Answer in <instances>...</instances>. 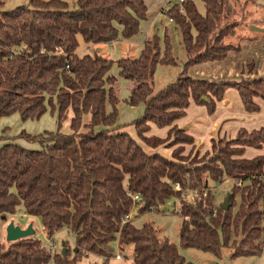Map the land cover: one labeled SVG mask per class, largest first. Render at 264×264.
I'll return each mask as SVG.
<instances>
[{
  "label": "trees",
  "instance_id": "trees-1",
  "mask_svg": "<svg viewBox=\"0 0 264 264\" xmlns=\"http://www.w3.org/2000/svg\"><path fill=\"white\" fill-rule=\"evenodd\" d=\"M201 1L203 13L194 0L174 5L168 0L166 13L181 34L186 61L180 77L156 92L158 66L179 65L168 29L163 41L157 35L147 39L138 58L115 61L90 50L138 35L148 19L145 0H30L12 10H5L0 0V118L18 114L27 122L40 120L49 110L58 114L56 131L2 137L0 219L23 207L27 216L41 219L51 242L66 228L76 235L73 249L65 242L53 252L37 234L2 242L0 232V264H78L111 242H117L127 264H192L154 223L137 227L134 220L125 222L135 207L136 217L159 210L186 189L198 190V195L180 203L183 248L217 256L231 248L232 258L262 254L264 155H245L249 148H264V128H242L233 139L213 140L212 155L203 163L186 165L180 155L185 146L195 147L194 137L175 125L192 101L209 115L229 89L239 93L249 114L260 112L257 98L264 101V76L243 81L189 76L194 66L223 61L241 50L232 42L238 23L228 22L242 0ZM81 42L87 53L79 51ZM114 65L120 78L131 83L128 106H145L143 116L132 123L138 139L118 124L121 98ZM67 121L71 132L66 134L62 126ZM151 125L171 128L173 143L180 145L171 158L146 151L145 146L156 149L165 143L147 135ZM17 139L38 148H26ZM225 177L235 182L227 211L205 192L209 181L222 183Z\"/></svg>",
  "mask_w": 264,
  "mask_h": 264
},
{
  "label": "rangeland",
  "instance_id": "rangeland-1",
  "mask_svg": "<svg viewBox=\"0 0 264 264\" xmlns=\"http://www.w3.org/2000/svg\"><path fill=\"white\" fill-rule=\"evenodd\" d=\"M2 1L5 4V10H12L18 6L27 5L30 2V0ZM145 1L148 6V19L141 22L139 34L130 40L120 38V41L118 42L112 44H104L102 46L103 51L100 52V54L115 61L121 58H138L147 39L157 35L162 38L163 41L166 29H168L172 38L173 53L179 65L158 66L154 79V88L155 91L158 92L167 87L169 84L174 83L180 77L183 69V63L186 61V53L183 48L181 34L176 29L175 24L170 21V18L166 13V11L170 7V5H168V0ZM194 1L199 11L202 13L205 12L204 3L201 0ZM176 3H180L179 0H173L172 4L174 5ZM235 22L238 23V30L236 37L232 39V42L234 44H240L243 41L244 36L255 35L253 37H258L256 39L257 42L255 45H246V48L243 51H236L238 55L237 60L240 61L241 64L245 62L256 63L257 69H264V32H257L252 30L253 26L264 29V0H242L236 6L235 15L228 23L231 24ZM88 50L89 49L87 48L86 44L81 42L79 50L81 54L87 53ZM196 72V68L192 70L190 69L188 74L189 76L195 78ZM112 74L118 78V90L121 98V103L118 106V124L120 126H123L124 131H127L132 137L138 139L137 132L132 123L143 116L145 112V106L143 104L136 107L128 106L125 100H127V98L129 97L131 83L120 78L117 65H114ZM107 110L110 112L112 111V108L108 106ZM195 116L196 114L192 112L191 118H189V124H192L194 118L196 119ZM57 121V114H53L52 112H48L46 116L42 117L38 121L35 120L23 122L18 114L10 117L0 118V147L5 144V141H2V137L11 139L19 136L23 131L32 135L43 134L46 131H56L58 128ZM258 124H260L259 126H264V107H262L261 111L257 113L254 119L247 118L244 126H247V128H251V126H258ZM55 125L57 127H55ZM234 128L235 127H232V125L229 126L228 132L234 134ZM196 131L195 137L197 136L198 145L201 151H197L196 147L192 146H185L182 151L180 149V155L182 156V158H184V162L186 165H191L192 162L203 163V160L207 161L212 155V151L210 150V148H207L209 151L206 149V146H208L209 144L206 140L207 135H203L202 131H200V129L198 128H196ZM62 132L66 134L71 132L69 121L63 123ZM173 139V136L168 135V137L164 140L165 143L159 147L169 148L170 154L173 155L174 150L180 147V145L173 143ZM223 139L227 140L228 138L218 137L217 139H215V141L219 142ZM16 143L21 144L29 149H34V146L38 147V144H32L23 139H17ZM177 152H179V150ZM253 152H256V149L247 152V157L248 155H250V153ZM262 154H264V148ZM234 185L235 182L232 179L225 177V180L222 183L209 181L208 187L205 188V192H208L214 196L215 204L218 207L223 205L226 198L232 192ZM237 185H240V182H238ZM192 191L193 190L191 189H186L182 192L180 198L171 199L165 205L160 206L159 210H153L151 212L144 213L139 217H136L138 207H135L133 209V220L135 226L142 227L146 223H154L155 226L160 229L161 236L167 237L172 243L176 244L180 253L186 258L188 262H191L192 264H264V240L263 251L261 255L237 258L231 257L233 251L231 248L222 250L221 256H217L213 253L203 252L194 248L186 249L181 246L179 230L183 221V217L181 216V214H179L178 209H181L180 203L183 200L193 201L194 198L192 197V193H189ZM197 191L198 190L194 191L196 192V197L198 195ZM184 192L187 193L185 197H183ZM196 200L198 201V199ZM237 201L238 203L240 202L239 197H237ZM217 207L214 209L215 212L217 211ZM11 222H14L15 225H18L23 229H27L29 225H33L38 239H40L49 248L50 240L47 238L44 232L41 219L39 217L27 216L24 212L23 207H20L17 213L13 216H10L8 219H0V232L2 236V242H5L7 239L6 229ZM53 241L58 245V249H56L57 252L62 249L65 242L68 243V247L70 246L73 249L76 246V235L69 228H66L57 233ZM102 248L103 249L100 251V253H98L99 255L90 254L88 257H83L78 264H127V262L123 258V255H120L121 259H116V256L120 254L117 253V242H111L107 244V246H104ZM56 250H53V252H55ZM130 254L131 251L129 250L127 252V255L130 256Z\"/></svg>",
  "mask_w": 264,
  "mask_h": 264
},
{
  "label": "crops",
  "instance_id": "crops-1",
  "mask_svg": "<svg viewBox=\"0 0 264 264\" xmlns=\"http://www.w3.org/2000/svg\"><path fill=\"white\" fill-rule=\"evenodd\" d=\"M253 36L255 35H249L243 37V41L240 43V47L242 51L246 48V45L251 46L256 44L257 42L256 39L258 37H253ZM102 46L103 45L92 46L90 50L102 52L103 51ZM237 57H238L237 53L235 51H232L228 54V57L223 61L203 63L194 66L193 68H191V70L195 68L197 70L195 79H205L209 81H223V80L243 81V80L254 79L264 75V69L263 68L260 70L257 69L256 63L245 62L241 64V62L237 60L238 59ZM249 68L252 69L251 72L249 71ZM256 102L260 105V111H261L262 107H264V101L261 99H256ZM48 112H50V110ZM48 112L44 116H46ZM192 112L196 114L195 116L196 119L194 118L193 122L191 121L192 124H189L190 122L189 118H191ZM52 113L57 114V110L53 111ZM256 115L257 113H253V114L247 113L244 109L239 93L235 89H229L226 92L224 98L221 101L217 102L216 111L213 115H209L208 110L205 106L196 105L192 101L190 107L187 110L186 117L182 118L181 120H178L175 123V125L179 129L184 130L186 133L194 137L195 147L197 151L200 150V147L198 145L197 136L195 137V131L196 128L200 129L203 135L205 136L207 135L206 140L209 144L208 146H206V149L209 147L211 150L212 141L217 139L218 137L233 139L237 136L239 130L242 128H245L248 131L264 128V126H259L260 124H258V126H251V128H247V126H244L245 122L247 121V118L254 119ZM56 125L55 127H57ZM231 125L232 127H235L234 134L228 132V127ZM170 129L171 128H158L155 125H151L150 132L147 135L155 136L161 139H166L169 135ZM34 147L36 148L37 146ZM145 148L147 152L150 153L157 152L167 158L172 157L169 148L158 147L156 149H153V148H148L146 146ZM250 150H254V149L249 148L247 149V152H250ZM247 152L245 155L246 157H247ZM262 153H263V149L256 150V152L250 153V155H248L247 158L251 159L260 155H264ZM117 253H119V251Z\"/></svg>",
  "mask_w": 264,
  "mask_h": 264
},
{
  "label": "water",
  "instance_id": "water-1",
  "mask_svg": "<svg viewBox=\"0 0 264 264\" xmlns=\"http://www.w3.org/2000/svg\"><path fill=\"white\" fill-rule=\"evenodd\" d=\"M253 31L257 32H264V29H260L256 26L252 27ZM222 209L227 211L230 209V196H228L225 200V202L222 205ZM7 232V241L8 242H15L20 239L28 238L31 236H34L36 234V231L33 228V225H29L27 229H23L18 225H15L14 222H11L6 229Z\"/></svg>",
  "mask_w": 264,
  "mask_h": 264
},
{
  "label": "built area",
  "instance_id": "built-area-1",
  "mask_svg": "<svg viewBox=\"0 0 264 264\" xmlns=\"http://www.w3.org/2000/svg\"><path fill=\"white\" fill-rule=\"evenodd\" d=\"M184 1H185V0H179L180 3L184 2ZM170 21L172 22V20H170ZM176 187H177V189H181V187H180L179 184H177ZM189 193H192V197H193V198H194L195 195H196V192H194V191L189 192ZM186 194H187V193L184 192L183 197H185ZM133 198H134L135 201H138V200L140 199V196H139V195H135ZM193 200H194V199H193ZM178 210L180 211V209H178ZM133 218H134V212L132 211L130 214H128V215L125 217V222H126V221H131V220H133ZM49 248L53 251V250L58 249V245L50 241V243H49ZM116 259H118V260L121 259L120 254H118V255L116 256Z\"/></svg>",
  "mask_w": 264,
  "mask_h": 264
}]
</instances>
